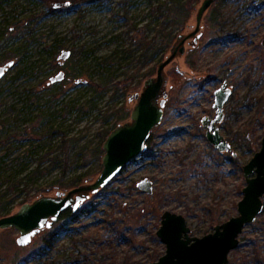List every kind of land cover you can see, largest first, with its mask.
Wrapping results in <instances>:
<instances>
[{"label":"rangeland","instance_id":"374dc122","mask_svg":"<svg viewBox=\"0 0 264 264\" xmlns=\"http://www.w3.org/2000/svg\"><path fill=\"white\" fill-rule=\"evenodd\" d=\"M58 1L69 4L53 7ZM157 1L0 0V65L13 61L0 78V216L97 177L103 133L129 119L132 95L175 37L193 30L202 0L143 63L138 41L156 32ZM200 25L195 45L187 40L165 67L163 117L146 149L77 216L58 217L27 244L13 227L0 229V264H148L165 251L156 235L162 211L182 214L195 236L237 213L242 165L264 135V0H214ZM224 81L218 126L231 150L220 152L200 119L214 117L213 91ZM143 177L151 194L137 187ZM47 229L56 231L53 249L43 247ZM239 239L227 264H264V210Z\"/></svg>","mask_w":264,"mask_h":264},{"label":"water","instance_id":"95a60500","mask_svg":"<svg viewBox=\"0 0 264 264\" xmlns=\"http://www.w3.org/2000/svg\"><path fill=\"white\" fill-rule=\"evenodd\" d=\"M213 1H201L196 10L193 30L175 37L169 54L157 63L155 75L147 77L141 91L132 95L135 103L129 119L114 126L102 142L101 169L97 177L68 190L24 202L15 212L0 216V229L13 227L19 234L16 242L27 244L36 232L49 227L63 211L69 208L76 211L85 199L108 185L127 163L146 149L151 130L163 117L168 82L165 67L184 53L187 40L189 45H195L203 14ZM68 4L69 1H58L53 7ZM69 54V51H65L61 55L66 58ZM12 63L10 60L0 65L3 75ZM63 76V71H59L56 79L60 80ZM224 86L225 81L213 91L214 117L203 115L200 119L205 127L206 139L220 152L231 150V144L220 133L218 126L224 115L223 104L230 93V89ZM233 155H236L235 152ZM242 173L245 185L241 187L242 196L236 203L237 213L215 224L212 231L202 236L189 234L190 227L182 214L162 211L156 235L165 244V251L148 264H227L228 253L239 244V235L244 226L253 222L264 210V135L260 148L242 165ZM137 187L147 194L153 191L152 181L147 177L141 178ZM22 240L25 242L20 243Z\"/></svg>","mask_w":264,"mask_h":264},{"label":"trees","instance_id":"16d2710c","mask_svg":"<svg viewBox=\"0 0 264 264\" xmlns=\"http://www.w3.org/2000/svg\"><path fill=\"white\" fill-rule=\"evenodd\" d=\"M197 0H158L157 3L152 7L151 12L156 16L160 17V23L157 25L156 32L151 35V37L145 39L141 38L138 43L143 46L142 53L139 54L138 59L143 60V63H147L153 56L151 52L155 49H164L167 44L174 39L175 29H181L186 17L189 14V11L193 8L194 2ZM62 2V1H61ZM153 66L147 70V73L150 74L153 71ZM96 87H99V84H94ZM125 114L119 115L120 118H123ZM109 133L106 130L103 133L102 140L105 139L106 135ZM98 151L102 150L98 148ZM146 153H143L145 155ZM127 165V164H126ZM125 165V166H126ZM124 166V167H125ZM123 167V168H124ZM73 186V183H70ZM24 202V201H23ZM79 212V211H78ZM78 212H73L71 209H66L63 211L59 217H65L71 215L72 217L77 216ZM10 212L8 209H4L2 212L3 215H7ZM56 236V231L47 229L43 234V247L49 249L54 248V237Z\"/></svg>","mask_w":264,"mask_h":264},{"label":"snow or ice","instance_id":"6c2138e0","mask_svg":"<svg viewBox=\"0 0 264 264\" xmlns=\"http://www.w3.org/2000/svg\"><path fill=\"white\" fill-rule=\"evenodd\" d=\"M0 75H3V70H0ZM25 241H20V243H24Z\"/></svg>","mask_w":264,"mask_h":264},{"label":"flooded vegetation","instance_id":"af4514ba","mask_svg":"<svg viewBox=\"0 0 264 264\" xmlns=\"http://www.w3.org/2000/svg\"><path fill=\"white\" fill-rule=\"evenodd\" d=\"M69 209H71V208H69ZM73 212H78V210H76V211H73Z\"/></svg>","mask_w":264,"mask_h":264},{"label":"bare ground","instance_id":"6f19581e","mask_svg":"<svg viewBox=\"0 0 264 264\" xmlns=\"http://www.w3.org/2000/svg\"><path fill=\"white\" fill-rule=\"evenodd\" d=\"M171 137H174V136H171Z\"/></svg>","mask_w":264,"mask_h":264}]
</instances>
